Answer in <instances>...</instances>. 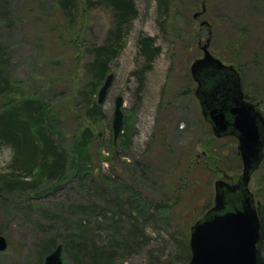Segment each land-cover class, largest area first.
<instances>
[{
	"label": "rangeland",
	"instance_id": "1",
	"mask_svg": "<svg viewBox=\"0 0 264 264\" xmlns=\"http://www.w3.org/2000/svg\"><path fill=\"white\" fill-rule=\"evenodd\" d=\"M133 1L138 14L122 52L110 63L114 80L100 105L102 116L91 123L78 108L77 91L85 85L89 48L103 44L114 25L111 9L90 8L88 0H79L68 27L55 0H0V65L12 74V95L48 93L49 101L61 103L56 112L61 135L71 144L90 127L95 139L85 156L93 160L83 163L100 169L93 182L91 171H84L82 179L69 178L57 186L0 194V234L9 241L0 264H41V244L66 234L81 245L63 251L65 264H88L78 247L96 245L116 252L114 264H188L190 230L212 206L215 181L225 179L224 174L232 182L241 176L238 141L214 136L195 97L190 68L208 38L201 19L193 18L202 0H175L181 4L177 14L182 26L169 25L168 31L160 25L159 0ZM206 5L203 19L212 24L211 52L239 70L244 92L263 103L264 114V0H207ZM189 17L193 21L186 25ZM145 38H153L161 53L139 81L136 72L145 66L139 42ZM118 96L124 99L126 141L120 136L114 143ZM11 157V149L0 145L1 174L11 171ZM250 187L264 204V160ZM131 191L143 199L145 214L131 210L126 200ZM83 205L88 211H82ZM260 255L264 259V240Z\"/></svg>",
	"mask_w": 264,
	"mask_h": 264
},
{
	"label": "trees",
	"instance_id": "2",
	"mask_svg": "<svg viewBox=\"0 0 264 264\" xmlns=\"http://www.w3.org/2000/svg\"><path fill=\"white\" fill-rule=\"evenodd\" d=\"M160 1V25L163 30L170 26H182L181 17L177 11L181 4L175 0ZM207 2V0H204ZM61 16L67 20L68 27H72L75 13L79 11V0H55ZM90 8L102 5L108 6L113 13L114 25L103 44H97L89 48V60L84 65V88L77 91L80 97L79 109L83 107L85 118L91 123L102 116L100 105L94 99L98 94L106 76L109 74L110 63L117 59L125 44V36L129 25L136 18L138 11L133 0H88ZM189 16V15H188ZM162 17L164 19H162ZM185 20L186 25L192 23V18ZM140 53L145 60V66L136 72L137 79L142 80L144 70L154 62L161 53V49L155 45L153 38L140 40ZM14 81L12 74L5 72L0 65V145H6L12 151L10 169L8 173H0V194L7 196L17 192L38 190L48 185L60 184L69 178L82 176L84 171L90 174L94 181L100 174L99 167L86 168L84 161L91 162L92 155L85 156L87 148L93 143L94 134L90 127L80 132L78 140L69 143L61 135L60 117L56 114L58 106L62 104L52 103L48 93L37 98H19L13 96ZM249 99H251L248 96ZM59 113V112H58ZM61 116V115H60ZM125 137V135H122ZM126 141V137H125ZM103 178L104 175L101 174ZM29 178V179H28ZM81 178V177H80ZM82 179V178H81ZM108 182V181H106ZM56 185V186H57ZM127 196L129 206L133 212H143L138 191H131ZM209 206V205H208ZM83 212L88 211V206L81 207ZM91 211H95L92 209ZM141 213L142 215H144ZM261 221V240L259 242V264H264L260 255V248L264 240V204L258 207ZM145 216V215H144ZM74 238L72 240L71 238ZM72 234H66L62 238L51 236L47 242L41 244L38 250L39 262L58 244H63V251L69 247H76L81 243L76 242ZM78 240V239H77ZM63 242V243H60ZM80 255L87 260L88 264H114L116 252L110 251L103 246H94L92 249L79 246ZM76 253L78 251L76 250ZM77 254L74 253V257Z\"/></svg>",
	"mask_w": 264,
	"mask_h": 264
},
{
	"label": "water",
	"instance_id": "3",
	"mask_svg": "<svg viewBox=\"0 0 264 264\" xmlns=\"http://www.w3.org/2000/svg\"><path fill=\"white\" fill-rule=\"evenodd\" d=\"M206 11L194 14L200 17ZM200 26H210L203 20ZM211 35V31L209 32ZM210 39L201 47L203 56L191 65V75L198 84L195 91L204 118L217 137L235 135L243 174L236 184L215 182L214 206L191 227L188 264H259L257 244L261 223L253 194L249 189L252 174L259 167L264 148V116L260 102L244 99L239 73L209 51ZM114 74H109L98 92V104L106 100ZM124 99H115L112 120L114 142L124 125ZM8 248L7 238L0 235V252ZM63 245L59 244L44 259V264H64Z\"/></svg>",
	"mask_w": 264,
	"mask_h": 264
},
{
	"label": "flooded vegetation",
	"instance_id": "4",
	"mask_svg": "<svg viewBox=\"0 0 264 264\" xmlns=\"http://www.w3.org/2000/svg\"><path fill=\"white\" fill-rule=\"evenodd\" d=\"M245 100H248V95L245 93ZM261 104H262V102H261ZM233 138H235V135H231ZM224 178L225 179H222V180H224V181H226L227 183H229V184H236L237 182H238V180H239V178L237 179V181L236 182H232L231 180H233L232 178H230V177H227V176H225V174H224ZM227 180H229V181H227ZM231 181V182H230ZM260 240H261V238H260ZM260 242V241H259Z\"/></svg>",
	"mask_w": 264,
	"mask_h": 264
},
{
	"label": "bare ground",
	"instance_id": "5",
	"mask_svg": "<svg viewBox=\"0 0 264 264\" xmlns=\"http://www.w3.org/2000/svg\"><path fill=\"white\" fill-rule=\"evenodd\" d=\"M122 111H123V109H122ZM124 113V112H123Z\"/></svg>",
	"mask_w": 264,
	"mask_h": 264
}]
</instances>
